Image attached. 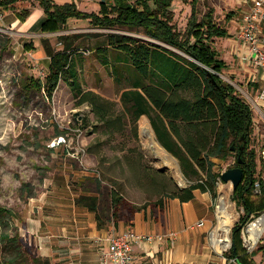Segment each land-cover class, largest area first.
<instances>
[{
  "label": "trees",
  "instance_id": "16d2710c",
  "mask_svg": "<svg viewBox=\"0 0 264 264\" xmlns=\"http://www.w3.org/2000/svg\"><path fill=\"white\" fill-rule=\"evenodd\" d=\"M20 0H0V9L10 10ZM44 13L40 26L43 34L64 31L69 20H84L91 28L112 31L128 29L143 31L153 42L108 33L104 42L97 43V55L107 66L108 55L117 64H125L129 88L125 89L120 102L126 109L131 123L147 116L159 144L179 163L189 186L168 194L170 199L186 203L194 198V192L209 193L216 198V182L220 172H214V160L226 162L234 158L233 168L242 170V181L233 191L232 201L242 207L244 216L232 229V244L224 258L228 264H256L253 257L264 252V246L249 253L243 246L241 231L250 222L251 215L258 217L264 212V161L252 147L254 121L251 106L232 84L222 79L227 64L219 56L213 43L230 38L228 29L214 18V9L208 8L199 18L198 4L191 0L190 17L184 32L173 24L172 3L176 0H104L98 13H85L74 3L59 5L52 0H35ZM30 8L21 9L16 17L20 22L30 15ZM233 12L225 20L233 18ZM95 37V36H90ZM79 36H58L62 48H54L49 39L42 38L41 46L49 58L45 80H32L35 90L44 92L51 99L59 82H64L78 99L77 104H88L95 118L111 126L114 132L119 126L109 121L112 104L91 91H83L76 68L75 54ZM32 48L31 44L28 47ZM117 69V68H115ZM248 85L255 86L250 83ZM118 126V127H117ZM232 147L234 148L232 150ZM258 185L259 193H255ZM110 216L113 224L130 222L141 211L126 204L124 198L112 191ZM96 214L98 227V198L81 195L76 200ZM152 209L163 210L162 198L151 204ZM0 215L15 214L0 206ZM6 240L11 256L2 264H19L25 253L21 250L22 238L0 235ZM33 264H51L48 258H31Z\"/></svg>",
  "mask_w": 264,
  "mask_h": 264
},
{
  "label": "rangeland",
  "instance_id": "374dc122",
  "mask_svg": "<svg viewBox=\"0 0 264 264\" xmlns=\"http://www.w3.org/2000/svg\"><path fill=\"white\" fill-rule=\"evenodd\" d=\"M35 2V0H20L10 11L30 8ZM190 2L191 0H176L172 3L173 24L178 31L184 32L186 29L190 17ZM208 8L214 9L216 22L226 27L230 32V39L234 40L235 21L242 10L236 4V0H201L198 4L199 18ZM7 11L9 10L0 9L2 15L0 19V206L11 210L15 217L0 215V235L18 234L22 238L21 251L25 255L18 259L17 263L33 264L31 258L41 257L37 253L38 247L35 241L29 240L23 232L24 205L27 203V197L36 195L42 188L43 178L52 173L59 164L63 172L67 171V165H72L73 171L76 167L80 172L88 174L80 178L79 186L88 191L90 196L98 198L101 218L99 222L102 225L107 223L106 219L110 214L109 196L112 191H117L126 204L146 210L160 198L165 203L170 199L168 194L176 189L188 187L189 181L183 173L181 178H178L175 171L166 168L163 172L159 171L161 168L158 163L151 162L150 158L153 156L147 153L139 128V122L143 117L148 122L149 119L147 116H141L136 122L131 123L126 109L120 102L121 94L129 88L130 82L125 64L115 63L113 57L108 55L106 58L108 65L105 66L101 57L97 55V43L104 42L108 33L131 36L143 42H153L143 31L97 30L91 28L87 21L75 20L67 23L64 31L43 37L49 39L54 48L60 49L62 45L58 44V36H79L76 42L78 48L75 61L80 86L83 91H91L112 104V115L108 120L120 127L118 132H114L113 124L107 126L99 122L88 104L78 105V99L73 98L71 90L64 82H59L51 99H47L44 92L32 87V80L43 82L48 72L45 61L32 52L34 42L40 43L42 36L33 39L34 36L21 35L15 33L16 30L9 29L7 19L4 17ZM230 12H233V18L226 21L225 17ZM91 35L95 37H90ZM30 44L31 49L28 48ZM223 44L226 43H221V40H215L213 43L220 58L226 59L225 62L228 64L221 77L235 86L252 108L254 121L252 147L257 152L259 163V152L264 146V111L257 108L254 102L259 88L248 85L241 72H232L236 70V62L222 47ZM77 130L82 134L79 135ZM60 136L65 138L66 143L52 147V142ZM214 162L216 164L213 168L214 172L223 173L234 166V158H229L226 162L219 160ZM73 177L74 175L70 176L69 184L75 187ZM262 179L264 180V175ZM220 184L227 187L228 199L235 207L236 219L233 229L244 216V211L232 201L231 183H224L220 178L216 182V198L213 199L211 220L216 222V226ZM262 215L264 212L258 217L251 215V221L243 227L241 231L243 246V233L246 238L247 226ZM232 229L229 235L230 245L222 252L223 254L231 248ZM7 246V241L0 239V264L11 256ZM262 246H264V232L257 243L252 248L249 247L248 252H256ZM212 248L215 250L213 245Z\"/></svg>",
  "mask_w": 264,
  "mask_h": 264
},
{
  "label": "crops",
  "instance_id": "0c3cea01",
  "mask_svg": "<svg viewBox=\"0 0 264 264\" xmlns=\"http://www.w3.org/2000/svg\"><path fill=\"white\" fill-rule=\"evenodd\" d=\"M52 1L59 5L74 3L79 11L85 13H98L100 4L104 2V0ZM18 11L9 10L5 13L9 29L16 30L15 33L21 35L34 36L33 39L37 36L43 38L50 35L40 32L45 17L37 2L31 5L30 15L23 22L16 17ZM70 21L75 20L71 19L68 23ZM218 40L226 43L222 47L236 62V70L232 72H241L246 83L250 84L248 81L251 73H248L247 68L233 55L235 41L230 38ZM33 47L32 52L43 59L48 68L49 58L42 49L41 41L34 42ZM223 60L227 61L224 58ZM253 84L259 88L258 91L264 88L262 72H259L257 81ZM259 109L264 111V103L260 104ZM60 166L61 164L43 178L42 188L36 195L26 198L23 213L25 236L35 241L38 255L48 258L51 264H99L100 251L106 246V239L111 234L128 228L138 233L176 235L174 239L166 237L160 243L135 245L132 250L134 264H228L222 253L224 249L217 253L212 248L211 235L216 222L211 220L214 202L209 193L195 191L194 198L186 203H181L178 199H168L163 210L151 207L142 209L136 212L128 223L118 221L117 224H113L109 214L107 223L99 228L96 214L76 203L79 196L91 195L79 186L80 178L88 174L80 172L76 167L73 171L72 165H67V171L63 172ZM72 175L75 187L69 184ZM98 217L101 220L99 212ZM199 222H203V225L195 226ZM253 259L256 264H264V252L257 253Z\"/></svg>",
  "mask_w": 264,
  "mask_h": 264
},
{
  "label": "built area",
  "instance_id": "2783aa9c",
  "mask_svg": "<svg viewBox=\"0 0 264 264\" xmlns=\"http://www.w3.org/2000/svg\"><path fill=\"white\" fill-rule=\"evenodd\" d=\"M236 4L242 10L235 21L233 55L238 58L241 65L250 69L247 70L248 73H251V78L248 82L256 83L259 72L264 74V0H236ZM1 17L2 15L0 14V19ZM256 96L257 99L254 102L256 107L259 108L260 104L264 103V88L260 89ZM77 133L79 135L82 134L80 130H77ZM65 143V138L60 136L52 142L51 146H59ZM259 156L264 161V146L260 149ZM256 186L255 192H258V185ZM202 225L203 222H199L195 226ZM166 237L174 239L176 235L175 233H169L168 236L138 233L132 228L113 233L106 239L107 244L100 251L99 264H134L132 250L135 245L160 243ZM243 240L245 249L250 251V246H247L244 233Z\"/></svg>",
  "mask_w": 264,
  "mask_h": 264
},
{
  "label": "bare ground",
  "instance_id": "6f19581e",
  "mask_svg": "<svg viewBox=\"0 0 264 264\" xmlns=\"http://www.w3.org/2000/svg\"><path fill=\"white\" fill-rule=\"evenodd\" d=\"M139 128L143 137L144 147L149 155L158 159L159 163L157 165L160 168L163 167L175 171L178 178H181L182 172L177 161L157 142L151 125L145 117L140 120ZM219 192L220 197L216 207L217 224L211 235V243L216 251L221 252L230 245L229 235L236 219V211L234 205L228 199L227 187L220 184ZM246 232V243L252 248L264 232V215L251 222L247 226Z\"/></svg>",
  "mask_w": 264,
  "mask_h": 264
},
{
  "label": "water",
  "instance_id": "95a60500",
  "mask_svg": "<svg viewBox=\"0 0 264 264\" xmlns=\"http://www.w3.org/2000/svg\"><path fill=\"white\" fill-rule=\"evenodd\" d=\"M152 128V127H151ZM152 131H153V129H152ZM153 133H154V131H153ZM154 136H155V134H154ZM155 138H156V136H155ZM158 142V141H157ZM159 143V142H158ZM163 148V147H162ZM164 149V148H163ZM234 148L232 147V150H233ZM165 150V149H164ZM166 151V150H165ZM167 152V151H166ZM168 153V152H167ZM169 154V153H168ZM172 158H174L171 154H169ZM175 159V158H174ZM150 160H151V162L152 163H159V161H158V159L155 157H151L150 158ZM176 160V159H175ZM177 161V160H176ZM177 163H178V161H177ZM178 166H179V163H178ZM179 169H180V171H181V168H180V166H179ZM165 170V168H161V169H159V171H164ZM242 175H243V173H242V170L240 169V168H231V169H228V170H226V171H224L223 173H221V175H220V180L222 181V182H224V183H228V182H230L231 183V186H232V190L234 191V190H236L237 189V187L239 186V184L241 183V181H242ZM258 219V218H257ZM256 219V220H257Z\"/></svg>",
  "mask_w": 264,
  "mask_h": 264
}]
</instances>
